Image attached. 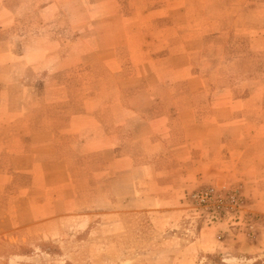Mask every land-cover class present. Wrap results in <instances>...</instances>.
Returning <instances> with one entry per match:
<instances>
[{
	"label": "crops",
	"instance_id": "1",
	"mask_svg": "<svg viewBox=\"0 0 264 264\" xmlns=\"http://www.w3.org/2000/svg\"><path fill=\"white\" fill-rule=\"evenodd\" d=\"M209 185L264 205V0H0V236L155 228Z\"/></svg>",
	"mask_w": 264,
	"mask_h": 264
},
{
	"label": "rangeland",
	"instance_id": "2",
	"mask_svg": "<svg viewBox=\"0 0 264 264\" xmlns=\"http://www.w3.org/2000/svg\"><path fill=\"white\" fill-rule=\"evenodd\" d=\"M166 24L157 23L152 31ZM185 24L203 30V23ZM193 68L203 76V58L194 60ZM206 188L225 197L212 206L198 205L191 196ZM261 206L252 207L240 185L201 186L186 194L178 216L161 217L155 228L149 217L140 215L127 216L124 222L112 216L108 227L98 230L101 218L95 214L88 228L58 243L39 242L41 236L28 232L16 241L1 235L0 264H264Z\"/></svg>",
	"mask_w": 264,
	"mask_h": 264
},
{
	"label": "built area",
	"instance_id": "3",
	"mask_svg": "<svg viewBox=\"0 0 264 264\" xmlns=\"http://www.w3.org/2000/svg\"><path fill=\"white\" fill-rule=\"evenodd\" d=\"M224 197H225L224 195H222L218 191H215L213 188L203 189L191 196L194 202H196L198 205H203V206H208V205L212 206L211 204H217V202L223 200ZM231 198L233 199L234 197L231 196ZM214 207L219 208V205Z\"/></svg>",
	"mask_w": 264,
	"mask_h": 264
}]
</instances>
